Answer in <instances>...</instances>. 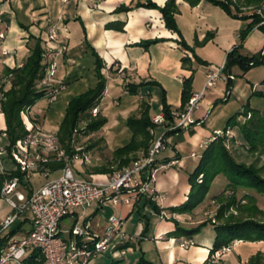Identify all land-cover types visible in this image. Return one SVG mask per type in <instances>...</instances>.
<instances>
[{
    "label": "crops",
    "instance_id": "1",
    "mask_svg": "<svg viewBox=\"0 0 264 264\" xmlns=\"http://www.w3.org/2000/svg\"><path fill=\"white\" fill-rule=\"evenodd\" d=\"M131 1L135 0H0V31L5 33L4 38H0L1 85H10V81L4 78V68L20 66L28 55V46L33 43L29 35L38 38L42 43L48 27L58 25L61 29L60 40L67 47L72 39L73 31L81 32V39L84 42L83 26L87 42L99 54L105 65L102 72L106 76V82L110 80L116 85L123 86L128 82L156 81L159 84L156 87L160 90L163 88L165 91L167 104L172 108H178L181 102L182 80L190 76L191 69L194 72L192 91L197 93L201 91L203 88L201 85L205 83V71L223 65L226 52L238 43L240 29L250 21V19L233 18L220 7L204 0L195 6H190L184 0H175L177 5L175 20L182 37L189 46L193 47L191 52L176 43L177 34L164 27L161 14L156 9L141 7L128 12L112 13L120 4H128ZM151 1L157 5L165 2V0ZM262 7L264 11V2ZM247 12L250 11L244 13ZM113 20L124 22L122 31L104 27L107 22ZM207 34L211 36L205 43L194 46L196 40L202 41ZM155 37H163L166 40L152 44L148 49L134 45L142 39ZM84 43L90 50L86 42ZM2 48L8 49L9 54L3 55ZM241 51L245 54L260 52L264 60V32L253 28L245 38ZM193 53L206 61V64L197 63ZM183 56L190 58L191 68L181 65ZM256 69L259 70L258 73L255 72ZM237 75H240L248 85H264L263 65L252 67L244 74H241L238 67H233L230 74L222 72L220 79L206 91L199 107L194 111L193 119L196 123L186 131L165 134L167 146L158 153L156 159L158 162L174 161V163L158 171L155 176L153 185L159 195L155 203L159 207L167 209L186 199L190 187L187 174L194 169L200 157L191 156L192 151H187L180 143L181 134L196 131L194 138L197 139L201 134L203 137L201 141L207 142L212 131L218 129L217 126H214L212 130L207 128L209 113L216 102H225L234 95L236 102L241 105L246 102L249 104L250 97L246 95V88H240V84L236 82ZM228 79L233 81L231 89L226 86ZM136 96L143 97L141 93ZM159 109L161 110V105ZM159 125L163 128L160 136L171 131L164 124ZM4 128V117L0 112V131ZM153 130L152 141L155 139ZM3 141L4 138L0 137V145ZM91 175L94 176V180L100 181L107 174ZM44 182L45 180L36 185L31 184L32 190ZM207 197L201 204L206 203ZM201 204L194 209V212ZM133 205L118 207L120 217L123 219V230L128 235L136 237L135 241H129L130 246L136 251V256L125 260V263L123 259V264H135L140 255L150 264H207L209 249L214 239L213 225L210 224V229H207V225L203 226L199 234L191 238L168 237L166 234L174 229L173 221L159 218L151 213L149 230L145 236H141L143 224L134 216ZM9 209L8 204L0 198V219L9 213ZM93 209L99 212L96 207ZM174 218L185 227H193L204 221L198 216L192 218L188 213H176ZM182 239H191L193 244L182 248L178 244ZM231 251H235L238 263L242 264L257 251L264 252V241L237 240ZM124 255L125 253L122 256Z\"/></svg>",
    "mask_w": 264,
    "mask_h": 264
},
{
    "label": "trees",
    "instance_id": "2",
    "mask_svg": "<svg viewBox=\"0 0 264 264\" xmlns=\"http://www.w3.org/2000/svg\"><path fill=\"white\" fill-rule=\"evenodd\" d=\"M190 6L197 5L202 0H184ZM213 5L220 7L224 12L233 18L250 19L248 23L244 25L239 31L238 43L235 44L229 51L226 52L225 60L223 63V72L230 74L233 67H238L241 74H244L250 68L263 65L264 60L260 52L256 54L242 53L243 42L247 35L253 28H258L264 32V24L261 23L262 17L255 12L244 13L241 11V7L253 5V7H261L264 0H204ZM149 8L156 9L160 12L163 20L164 27L169 31L177 34L175 39L176 43L183 49L193 52V47L189 46L182 34L175 20V14L177 13V5L175 0H165L162 5H157L151 0H135L128 4H120L116 7L112 13L128 12L135 8ZM23 26V25H22ZM124 22L121 20H113L107 22L104 27L106 29H113L122 31ZM24 27V26H23ZM83 40L90 48V53L94 57L93 72L96 78V82L93 87L85 90L84 92L72 97L65 108L63 118L58 125V136L63 146L67 148V143L75 128L80 134H91L99 130L105 123L106 118L97 113L95 116H91V109L98 106L101 98L106 89V76L102 72L105 67L102 58L94 50V48L87 42L85 36V29L82 26ZM211 34H207L202 41H195L194 46L202 45L205 43ZM29 39L33 40V43L28 46V55L25 57L20 66L13 68H4V78L10 81V87L4 92L3 99L0 103V112L3 114L5 128L4 132L6 137L4 138L2 146L7 153L10 152L11 146L27 133L25 125L21 118V111L27 106L34 105L35 102L44 96V91L38 89L37 82L43 75L44 65L42 64L43 45L38 38L29 35ZM166 40L163 37H155L142 39L134 45L140 46L144 49H148L152 44L162 42ZM194 60L199 64H206V61L193 53ZM191 60L188 56L181 58V65L183 67L191 68ZM190 76L182 80L181 88V102L178 108H172L166 102L165 91L161 88L160 105L161 110L165 116V126L171 124L173 118L171 116V110H183L189 97L193 94L192 82H193V69H191ZM264 83V78L262 80ZM124 86V90L132 95L142 94L143 97L149 96L150 86H159L156 81H140L138 83L128 82ZM227 88L233 86L231 79L227 80ZM264 97V93H261ZM249 117L246 118V116ZM244 116V120L240 121L238 118ZM84 124L80 126V122ZM126 126L131 132L129 142L121 147L113 150V158L115 164L108 166L99 165L94 166L91 169V174H110L115 170L121 169L123 166L130 164L138 158L142 153L145 154L151 147L153 134L152 130L155 128V124L151 120L150 103L143 99L139 104V114L130 115L126 119ZM237 127L239 130L240 146L247 154L255 156L260 160L264 158V106L263 109H257L250 107L246 102L242 108L229 116L226 120V126L223 131H229V128ZM174 132V130L164 133ZM237 138L231 136H220L213 140H208L202 153L200 154L197 165L194 169L187 174V180L189 184V191L186 199L177 205L170 206L166 210L170 213H187L193 211L199 204H201L212 184L214 178L223 174L226 178V184L224 192L230 191V198L228 202L223 204L216 213V218L221 223H211L214 229V239L209 253L224 246L232 244L234 241H264V219H257L255 216H248L245 218L233 219L230 215L229 219L224 218L225 211L228 207L235 205L237 209L242 211H248L250 206H240L235 202L237 198L238 190H252L258 194L264 195V163L258 165L255 161L246 164L245 162L237 161L234 154L230 151L227 143H234ZM3 170L0 171V190L6 179L17 177L19 183L27 190L29 195L33 190L31 188L30 179H26L24 173L20 172L14 165L13 161L8 156L3 158L2 162ZM61 166V163H51L50 168L56 170ZM222 195V194H220ZM241 199H246L247 203L254 205V197L248 193H244ZM148 205L150 207V213H142L141 209ZM134 210L138 214L139 220L142 222L143 227L140 235L145 236L149 230L151 223V213L158 214L162 209L159 207L151 197L146 195H140L134 202ZM255 212H261L259 209H255ZM173 221L174 229L166 234L168 237H186L191 238L194 234L198 233L203 226L207 224V220L203 221L193 227H185L179 223L175 218H169ZM22 221L18 222L11 228L10 233H16L22 227ZM0 239V246L2 244ZM130 246L128 241L119 242L116 246L117 249ZM38 254L37 250H33L31 255L25 260V264H41L34 260ZM110 264H123V259L116 260ZM135 264H150L146 261L142 255ZM222 264V263H221ZM242 264H264V252L257 251L251 255L247 262Z\"/></svg>",
    "mask_w": 264,
    "mask_h": 264
},
{
    "label": "built area",
    "instance_id": "3",
    "mask_svg": "<svg viewBox=\"0 0 264 264\" xmlns=\"http://www.w3.org/2000/svg\"><path fill=\"white\" fill-rule=\"evenodd\" d=\"M248 10L261 15V23L264 24L262 6L241 7L242 12ZM60 33V27L52 25L46 30L42 42L44 70L36 87L44 91L43 97L47 100V104L55 102L59 92L66 86L64 81L57 78L58 58L66 53V45L60 40ZM4 36L5 33L0 31V38ZM9 52L8 49L2 48L3 55ZM67 61L70 64L74 63L73 59H67ZM222 72L223 65L205 71V83L201 91L189 97L183 110H171L173 120L167 126L169 130L186 131L196 123L193 119L194 111L199 107L206 91L220 79ZM230 78L233 79L232 76ZM9 87L10 85H1L0 80V103L4 92ZM32 107L33 105L27 106L21 111V118L27 131L25 136L11 146L9 153L0 145V171L3 170V158L8 156L15 167L24 173L26 179L36 174L45 178L53 173L58 175L45 181L29 195L17 177L4 181L0 198L8 204L12 212L0 219V239H2L0 264H25V260L33 250L38 251L34 260L41 264H88L116 240L112 252L123 255L124 248L117 249V244L123 241H135L136 237L122 230V217L110 216V225L101 233H97L91 227L90 218L84 220L83 226L78 225L80 216L76 209L96 207V210L101 212L106 203L117 207L132 206L140 195H146L156 201L159 195L153 185L155 176L158 171L174 163V161L158 162L156 159L157 154L167 146L165 135L162 134L152 141L151 147L145 154L141 153L130 164L97 181L81 175V169L78 167V165L90 163L88 153L77 142L78 128L74 129L66 148L60 142L58 132L42 130L36 114L31 113ZM98 112L99 109L96 106L90 113L91 116H95ZM151 120L155 125L166 122L162 110L153 115ZM83 124L84 122L81 121L80 126ZM228 132V130L215 129L208 140L228 136ZM0 137H6L4 130L0 131ZM206 143L200 146L204 147ZM190 155L195 156V153L192 152ZM51 163H61V166L52 170ZM25 212L29 213L28 216L21 218ZM156 215L159 218L169 219L174 218L175 213L162 208ZM65 217L70 218L72 222L67 239L62 237V220ZM18 219L23 222L22 227L12 234L10 230ZM25 223L28 224V228L24 227ZM235 242L208 253V261L213 264L219 262L224 254L232 250ZM178 244L182 248H187L193 244V241L182 239Z\"/></svg>",
    "mask_w": 264,
    "mask_h": 264
},
{
    "label": "rangeland",
    "instance_id": "4",
    "mask_svg": "<svg viewBox=\"0 0 264 264\" xmlns=\"http://www.w3.org/2000/svg\"><path fill=\"white\" fill-rule=\"evenodd\" d=\"M80 33L81 32L76 31L72 32V39L66 47L65 55L58 58L57 78L64 81L66 85L65 89L59 92L55 102L47 104V100L42 97L35 102L31 109V113L36 114L41 123L42 130L45 132H58V125L63 118L68 101L72 97L77 96L85 90L93 87L96 82L93 72L94 57L91 55L90 50L86 48L85 43L81 39ZM67 59H73V65L66 64L68 62ZM258 71V69L255 70L257 73ZM236 82L240 84V88H246V95L250 97L249 106L260 110L263 109L264 97L261 93H264V85H248L243 81V79H241L240 75L236 76ZM109 83H112L113 85H108ZM106 84L105 92L98 104L99 113L106 118V123L99 130L91 134H80L77 139L78 144L88 153L90 157L89 164H81V166L78 165L81 169V175L89 179H93L94 177L90 173L92 167L115 164L112 153L113 150L129 142L131 137V132L126 126V119L130 115L139 114V104L143 99L150 103L151 116L159 113L160 111L159 106L162 92L159 87L150 86L149 96L139 98L136 95L126 92L122 85H116L113 82H110V80H107ZM251 86H253L252 89ZM235 100L234 95H231L227 101H218L214 104L209 113L210 116L207 122V128L209 130H212L214 126H217L219 130H224L227 118L235 112H238L243 106ZM247 117H249V115H247L246 118ZM238 119L243 121L245 118L244 116H240ZM162 130L163 128L160 125L154 128L153 133L155 139L160 136ZM228 133L227 137L233 136L237 138L233 144L230 142L227 143V146L230 148V151L234 154L237 161L245 162L246 164L255 161L258 165L264 163V158H260V160H258L255 156L244 152L240 146V134L237 127L229 128ZM195 134L196 131L195 133L188 132L187 134H181L179 141L185 149H187V151H192L195 153V157H199L204 149V147L200 146V144L204 145L206 140L201 141L203 138L201 134H199L197 139H195ZM57 175L58 173H53L51 176L45 178L40 174H36L29 179L31 184L36 185L38 183H42L44 180L48 181ZM226 182V178L223 174L217 175L212 181L208 194L206 195L208 196L206 203L201 204L195 212L194 210L187 212L192 218L198 216V218L204 221L207 220V229L211 228V223L217 224L222 222L216 218V213L218 209L230 199L228 197V195H230V191L226 190L224 192ZM244 193H248L254 197V205L247 203L246 199H241ZM235 202L239 203L241 207L250 206L251 209L248 211H242V209H237V207L233 204L228 207L227 211H225L224 218L229 219L230 215H232L233 219L245 218L248 216H255L257 219L261 220L264 219V195L258 194L252 190H238ZM255 209H259L261 212L257 213L255 212ZM9 212H12L11 209H9ZM76 212L80 216L78 225L83 226L84 220L90 218L91 227L94 228L97 233H101L110 225V216H115L117 218L120 217L119 208L111 203H106L105 209L101 212H95L93 207L84 209L78 208L76 209ZM141 212L149 214L150 207L146 205L141 209ZM28 214V212H25L21 218L28 216ZM191 214L193 216H191ZM134 216L139 220L136 212L134 213ZM20 219H18L16 224L20 222ZM62 223V237L67 239L69 236V228L72 225L71 219L65 217L62 220ZM16 224H14V226ZM24 227L28 228V224L25 223ZM123 228L124 227L122 225V230ZM199 232L193 236L199 234ZM116 242L117 240L111 242L106 251L90 260L88 264H110L120 259H124L125 263V260H129V258L131 259L136 256V251L132 246L124 248V256L119 253L113 254L112 247L116 244ZM221 263L239 264L235 251H230L224 254L222 259L216 264ZM207 264L213 263L208 261Z\"/></svg>",
    "mask_w": 264,
    "mask_h": 264
}]
</instances>
